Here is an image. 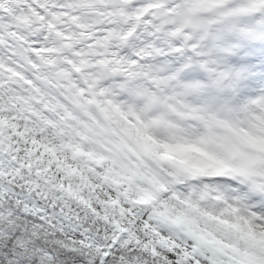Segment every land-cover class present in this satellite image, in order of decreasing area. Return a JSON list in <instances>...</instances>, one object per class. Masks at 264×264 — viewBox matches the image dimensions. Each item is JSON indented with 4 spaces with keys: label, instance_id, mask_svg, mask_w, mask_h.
<instances>
[{
    "label": "snow or ice",
    "instance_id": "1",
    "mask_svg": "<svg viewBox=\"0 0 264 264\" xmlns=\"http://www.w3.org/2000/svg\"><path fill=\"white\" fill-rule=\"evenodd\" d=\"M0 264H264V0H0Z\"/></svg>",
    "mask_w": 264,
    "mask_h": 264
}]
</instances>
